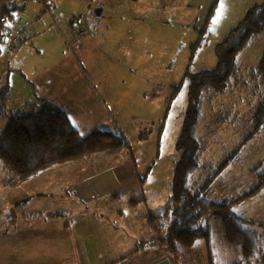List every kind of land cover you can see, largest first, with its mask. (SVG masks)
I'll list each match as a JSON object with an SVG mask.
<instances>
[{
    "label": "rangeland",
    "instance_id": "374dc122",
    "mask_svg": "<svg viewBox=\"0 0 264 264\" xmlns=\"http://www.w3.org/2000/svg\"><path fill=\"white\" fill-rule=\"evenodd\" d=\"M74 1L77 13L83 14L70 15L63 7L62 14L53 9L50 17H44L49 12L40 14L39 0H27V8L15 13V21L20 24L17 27L27 29L28 40L15 44L21 48L12 53L8 50L15 45L0 42V89L9 87L7 107L15 111L24 104L47 100L67 112L81 134L97 128L120 132L131 153L125 149L116 156L130 153L141 164L149 159L155 162L160 170L156 176L165 179L162 198L166 197L180 157L176 140L188 106L190 77L186 73L213 68L215 46L250 8L264 0ZM221 4V15L213 23ZM97 7L103 8L99 18L93 14ZM87 8L89 15L85 14ZM263 52L264 30L236 58L238 78L246 84L203 101L196 135L201 140L200 148L203 144L206 148L201 151V173L195 179L201 185L213 169L215 175L207 189L212 201L248 191L264 173V126L253 121L263 88L259 84L255 87L251 75ZM13 62L20 64L16 67ZM6 121L3 117L0 127ZM227 155H231L230 163L221 166ZM205 163L209 171L203 170ZM25 186L15 184L14 177L0 167V224L7 231V250L16 237L11 235L14 228L7 226L12 219L7 207L21 197ZM12 208L17 226L35 222L33 217L21 215L34 210L31 204ZM232 210L260 225L264 249V189L232 206ZM209 222L213 232L215 225L217 232L221 231L217 218L210 217ZM39 223L42 233L50 231L48 220ZM152 238L155 240L150 244L167 249L157 233ZM241 260L239 256L234 261ZM249 264L256 263L252 259Z\"/></svg>",
    "mask_w": 264,
    "mask_h": 264
},
{
    "label": "trees",
    "instance_id": "16d2710c",
    "mask_svg": "<svg viewBox=\"0 0 264 264\" xmlns=\"http://www.w3.org/2000/svg\"><path fill=\"white\" fill-rule=\"evenodd\" d=\"M42 4L44 6V2ZM51 7H45V12ZM15 13L17 10L14 7L5 5L1 9L6 24L0 23V32L16 22ZM263 30L264 3L250 8L238 25L215 46L216 64L213 68L197 74L186 73L190 77L188 106L176 140L180 157L172 172L170 202L163 214L147 217V224L153 233L158 234L160 244L173 254L191 248L200 239L208 242V219L214 216L220 223L224 242L238 248L246 264L252 259L256 264H264L262 234L258 229L260 225L232 210V206L255 197L264 189V173L257 176L255 184L248 191L219 202L208 197L207 189L215 175L213 169L201 185L195 179L201 173V140L196 132L203 101L207 96L222 95L235 86L243 87L246 84L238 78L236 58ZM199 45L200 42L194 44V49ZM17 47L15 45L8 51ZM251 75L256 82L255 87L261 85L263 88L262 97L255 106L253 121L258 126H264V52L257 70ZM9 95V87L4 85L0 89V118L3 115L2 118L6 117L7 121L0 127V167L18 182L30 180L51 167L76 162L97 153L130 151L120 132L97 128L81 134L67 112L50 101L40 100L34 104H24L15 111L9 110ZM230 157L227 155L220 165L227 166ZM206 170L209 171L208 168Z\"/></svg>",
    "mask_w": 264,
    "mask_h": 264
},
{
    "label": "crops",
    "instance_id": "0c3cea01",
    "mask_svg": "<svg viewBox=\"0 0 264 264\" xmlns=\"http://www.w3.org/2000/svg\"><path fill=\"white\" fill-rule=\"evenodd\" d=\"M8 1L0 0V8ZM25 1L26 6L19 11L21 13L27 8ZM49 1L52 0H39L37 8L40 14L45 12L42 3ZM74 6V0H57L49 9L48 16L44 17H50L53 9L62 14L63 7L70 15L83 14L82 11L77 13ZM88 8L85 9L87 15ZM17 17L20 18L19 14ZM19 25L14 22L12 26ZM18 64L14 63L16 67ZM205 148L206 144H203L202 149ZM122 153H97L51 167L25 182H18L14 177L15 184L19 187L27 185V188L7 207L12 218L7 221V226L14 228L11 235H16L10 250H7V231L0 224V264L240 263L234 261L239 260V256L242 258L239 249L224 242L222 231L217 232L218 225L213 232L210 222L208 242L200 239L191 248L177 254L152 242L150 244L153 231L147 224V217L161 215L168 207L171 182L169 194L162 198L165 179L156 176L160 175L157 174L160 170L155 162L149 159L141 164L130 153L128 156H116ZM206 165L203 170H206ZM30 204L34 210L21 215L22 218L31 216L35 222L17 226L12 206L23 209ZM44 218L51 225L50 231L42 233L39 222Z\"/></svg>",
    "mask_w": 264,
    "mask_h": 264
},
{
    "label": "built area",
    "instance_id": "2783aa9c",
    "mask_svg": "<svg viewBox=\"0 0 264 264\" xmlns=\"http://www.w3.org/2000/svg\"><path fill=\"white\" fill-rule=\"evenodd\" d=\"M6 5L9 7H14L17 10V12H19L22 11L26 6V1L9 0ZM51 5L52 4L49 3L47 6L51 7ZM0 23L6 24L5 17L1 16V8H0ZM26 38H27V30L23 27L22 28L5 27V30L0 32V42L7 44L9 47L18 44L23 40H26Z\"/></svg>",
    "mask_w": 264,
    "mask_h": 264
},
{
    "label": "water",
    "instance_id": "95a60500",
    "mask_svg": "<svg viewBox=\"0 0 264 264\" xmlns=\"http://www.w3.org/2000/svg\"><path fill=\"white\" fill-rule=\"evenodd\" d=\"M93 14L95 16V18H99L102 14V8H96L94 11H93Z\"/></svg>",
    "mask_w": 264,
    "mask_h": 264
},
{
    "label": "snow or ice",
    "instance_id": "6c2138e0",
    "mask_svg": "<svg viewBox=\"0 0 264 264\" xmlns=\"http://www.w3.org/2000/svg\"><path fill=\"white\" fill-rule=\"evenodd\" d=\"M222 8H223V4H221V9H218L216 18L213 20V23L218 22V19H219L220 15H221Z\"/></svg>",
    "mask_w": 264,
    "mask_h": 264
},
{
    "label": "bare ground",
    "instance_id": "6f19581e",
    "mask_svg": "<svg viewBox=\"0 0 264 264\" xmlns=\"http://www.w3.org/2000/svg\"><path fill=\"white\" fill-rule=\"evenodd\" d=\"M49 3H51V1H49V2H44V8L47 7V5H48ZM4 6H5V5H4ZM4 6H2L1 9H2ZM24 8H25V7H24ZM10 27H12V26H10ZM12 28H14V27H12ZM23 28H25V27H23ZM25 29H26V28H25ZM26 30H27V29H26ZM26 40H28V34H27V38H26Z\"/></svg>",
    "mask_w": 264,
    "mask_h": 264
}]
</instances>
